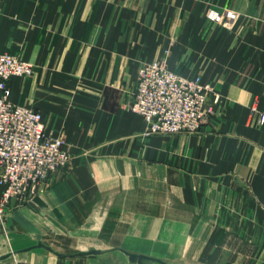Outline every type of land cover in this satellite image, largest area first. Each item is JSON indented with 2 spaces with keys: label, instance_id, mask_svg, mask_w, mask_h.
<instances>
[{
  "label": "crops",
  "instance_id": "1",
  "mask_svg": "<svg viewBox=\"0 0 264 264\" xmlns=\"http://www.w3.org/2000/svg\"><path fill=\"white\" fill-rule=\"evenodd\" d=\"M225 9L238 13L232 29ZM0 52L33 64L31 76L8 79L9 100L39 111L73 160L30 200L9 201L0 243L11 230L14 248L0 247V264L10 254L77 264L40 240L50 250H24L36 245L25 234L60 222L109 236L95 255H123L102 264H128L124 251L166 264L184 251L264 264V0H0ZM153 60L199 75L219 96L199 131L146 134L127 108L140 63ZM150 234L163 255L134 246L156 243Z\"/></svg>",
  "mask_w": 264,
  "mask_h": 264
},
{
  "label": "built area",
  "instance_id": "2",
  "mask_svg": "<svg viewBox=\"0 0 264 264\" xmlns=\"http://www.w3.org/2000/svg\"><path fill=\"white\" fill-rule=\"evenodd\" d=\"M237 15L225 9L222 26L232 29ZM33 70V64L18 54L0 52V222L11 199L30 200L39 184L72 159L63 135L44 131L39 111L9 100L8 79L31 76ZM218 99L199 75L184 76L170 70L165 61L153 60L140 63L127 108L145 121L146 134L195 133ZM258 123H264V109Z\"/></svg>",
  "mask_w": 264,
  "mask_h": 264
},
{
  "label": "rangeland",
  "instance_id": "3",
  "mask_svg": "<svg viewBox=\"0 0 264 264\" xmlns=\"http://www.w3.org/2000/svg\"><path fill=\"white\" fill-rule=\"evenodd\" d=\"M72 162H73V160L71 159L70 164ZM51 175H52V173H51ZM5 217H6V215H5ZM4 222H5V220L1 221V223H4ZM135 222H137V220ZM4 229L5 228H3V230H1V232L2 231L7 232L8 235H5V233H3V236L1 238L2 241L0 243V247H1L2 251L11 250L12 248H14L13 247L14 244H13V241H11V235H10L12 233V231L11 230L6 231ZM87 229H88V227L77 224V223L74 224L71 222H67V224H66V223L60 222L57 226H53L51 228L41 229L40 232H37L36 234H34V233L25 234L24 240L28 241L29 243H32V244H34L38 240H40L42 242L49 243L52 247L56 248L57 251L64 253V254H69V255L75 254L78 252H82V251H87L91 247H94V248L95 247H98V248L103 247L104 244L107 242L109 236L93 235L92 232H94V229L93 230L90 229L91 231H87ZM107 230H112V225H110ZM138 231L142 232L141 229H138ZM143 236H144V234H143ZM147 237H148L147 239H149V240L152 239L153 237L154 238L157 237L158 241L155 243L154 241L150 240L151 243H149L150 245L148 247L146 245H143V238H138L135 240L133 238L132 240H134V246H136L138 249L142 250L143 253H146L149 255H160V256L163 255L164 253L160 252V250H159L160 246L162 245L161 244L162 243L161 236L155 235V234H153V235L150 234ZM119 239H120L119 242H121L122 238L119 237ZM176 239H178V238H176ZM184 239H185V237H182L179 240V242L182 243L184 241ZM122 246H124L125 248L133 247V245H129V243H126V242L125 243L122 242ZM37 253H39V252H37ZM116 253L117 252L107 253V254H104L103 256L102 255H95V254H86V255H83L81 257L68 256V258L77 264H102L104 262V260L105 261L107 260V262L116 263V262H119V260L117 258L118 256H116V255H119V256L121 255V257L123 255L121 252H119L120 254H116ZM45 254H46V252H45ZM170 254L173 256V258H175L177 255H179V252L174 251L173 253H170ZM203 254H205V253L198 254V253H194V252H190V251H184L183 254L181 253V256L178 257L179 259L177 261H176L177 258H175L174 260L178 264H210L209 262H207V259H206L207 253L205 255V258H202ZM23 255H25V254H23ZM103 257H105V259H102ZM164 260H167V259H164ZM33 262L34 261L32 260V258L30 256H28V258L24 257V258L20 259V258H18V255L10 254L9 260L7 263L8 264H15V263H19V264H30L31 263V264H34ZM155 264H159V263H155Z\"/></svg>",
  "mask_w": 264,
  "mask_h": 264
},
{
  "label": "water",
  "instance_id": "4",
  "mask_svg": "<svg viewBox=\"0 0 264 264\" xmlns=\"http://www.w3.org/2000/svg\"><path fill=\"white\" fill-rule=\"evenodd\" d=\"M33 247H44V248L50 250V248L48 246L44 245L41 242H38V243H36V245H33L31 247L25 248L24 250H29V249H31ZM99 253H101L100 250L91 248V249H89L87 251L78 252V253H75L73 255L74 256H83V255H86V254H99ZM124 253L127 255L128 262H129L128 264H152V262H154V261L159 262L161 264H166L165 262H163L160 259L148 256V255H145V254L130 253V252H126V251H124ZM56 254L57 255H61L59 253H56ZM7 256L8 255L0 256V260L6 258Z\"/></svg>",
  "mask_w": 264,
  "mask_h": 264
},
{
  "label": "bare ground",
  "instance_id": "5",
  "mask_svg": "<svg viewBox=\"0 0 264 264\" xmlns=\"http://www.w3.org/2000/svg\"><path fill=\"white\" fill-rule=\"evenodd\" d=\"M50 245V244H49ZM51 246V245H50Z\"/></svg>",
  "mask_w": 264,
  "mask_h": 264
}]
</instances>
